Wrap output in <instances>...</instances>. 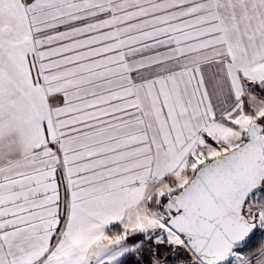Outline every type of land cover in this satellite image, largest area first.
<instances>
[{
    "label": "snow or ice",
    "instance_id": "snow-or-ice-1",
    "mask_svg": "<svg viewBox=\"0 0 264 264\" xmlns=\"http://www.w3.org/2000/svg\"><path fill=\"white\" fill-rule=\"evenodd\" d=\"M0 264H264V0H0Z\"/></svg>",
    "mask_w": 264,
    "mask_h": 264
}]
</instances>
